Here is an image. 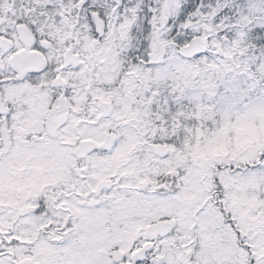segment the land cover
I'll use <instances>...</instances> for the list:
<instances>
[{
  "label": "snow or ice",
  "instance_id": "1",
  "mask_svg": "<svg viewBox=\"0 0 264 264\" xmlns=\"http://www.w3.org/2000/svg\"><path fill=\"white\" fill-rule=\"evenodd\" d=\"M0 264H264V0H0Z\"/></svg>",
  "mask_w": 264,
  "mask_h": 264
}]
</instances>
